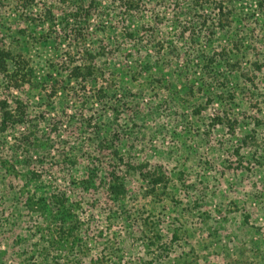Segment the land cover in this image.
Listing matches in <instances>:
<instances>
[{"label":"rangeland","instance_id":"374dc122","mask_svg":"<svg viewBox=\"0 0 264 264\" xmlns=\"http://www.w3.org/2000/svg\"><path fill=\"white\" fill-rule=\"evenodd\" d=\"M255 1L239 0L244 11L223 29L199 31L198 18L179 13L185 0H0V47L32 70L10 95L0 86L23 114L0 132V264H264V8ZM76 6L81 16L67 17ZM180 26L202 43L158 55L156 42H175ZM233 43L236 69L216 68L204 83L199 52ZM84 65L86 78L69 77ZM112 169L125 185L117 197L106 189ZM55 191L80 228L68 251L50 245L60 224L27 204Z\"/></svg>","mask_w":264,"mask_h":264},{"label":"trees","instance_id":"16d2710c","mask_svg":"<svg viewBox=\"0 0 264 264\" xmlns=\"http://www.w3.org/2000/svg\"><path fill=\"white\" fill-rule=\"evenodd\" d=\"M178 2L181 0H177ZM186 1V8H179V13L185 15L186 13L191 14V16L196 17L199 19V23L202 25L199 27V31H202L203 29H211L210 31H214V28H220L223 29L225 27L224 22L229 19V15L235 12L236 14L240 15V11H244L243 6L241 5V1L239 0H185ZM95 0H89L88 5L91 3H94ZM240 3V4H238ZM128 4L132 6L131 8L135 7L136 3L133 2V0H128ZM76 10L72 14H68L67 17H80L81 16V10H79V7L76 6ZM239 7V8H238ZM254 7H256L257 11L262 12L264 8V0H256L254 2ZM213 11V18L210 20L209 26H207L209 17L205 16L206 14ZM247 11V10H246ZM255 15V10H251ZM245 14H250L245 13ZM254 14L251 13L252 16ZM237 17V16H235ZM77 19V18H74ZM237 21V20H232ZM231 21V22H232ZM227 22V23H231ZM179 36L178 40L175 42L170 41L167 44H164V38H160L156 43L160 47V51L158 52V55L161 54V51H163V48H167L168 51H164L165 54H169V52H175L176 55L178 54V49L182 45L181 41L185 40L184 43H193L196 44L201 41V37L199 35H196L192 33V36L185 37L184 33L185 30L180 26L179 28ZM129 36H132V33H128ZM213 36H206L205 44L212 40ZM177 39V38H176ZM202 43V41H201ZM232 43V42H231ZM159 50V48H158ZM219 51L221 53L217 52H211L208 54H203L204 51L202 50L199 52L198 56V62L196 64L200 65L201 70V76H203V79H205L204 83L207 79H209V75L216 72V68L225 66L234 69L237 64L241 62V52L239 51L237 43L233 44H226L224 45ZM163 52V53H164ZM207 53V52H206ZM180 55V54H179ZM178 55V57H179ZM150 58V56H149ZM148 58V59H149ZM24 58H21V54H14L12 51L0 47V86L4 89L7 95H10L11 89L20 88L23 85L26 84L28 81L25 80L26 77H29L32 72L31 69L29 71H22L23 66L21 64L22 60ZM158 61V60H157ZM240 61V62H239ZM258 61V60H257ZM157 63V62H156ZM183 67L188 64V60L182 61ZM260 62H255L254 66L255 69H260L261 67L258 66ZM161 66V62L160 65ZM175 66L179 69V64L175 62ZM198 67V66H197ZM89 66L84 65V67L80 66H73L70 69L69 77L75 76L77 77L81 76L82 78H86L87 75H89ZM159 69V68H158ZM236 69V68H235ZM161 69L157 70L156 72H159ZM211 70V72H209ZM211 73V74H210ZM181 75V74H180ZM179 77V75H178ZM145 78V77H143ZM161 80V79H160ZM159 80H154L153 82H158ZM208 81V80H207ZM193 85V84H192ZM196 88L198 90H202V85L200 83L196 84ZM193 87H186V84L182 86L184 88L183 90L186 91L187 97L194 95ZM188 89V90H187ZM232 96V95H230ZM15 109L16 112L12 111L8 98L7 97H0V132L6 131L8 128H13L15 125L21 123L23 120V114L20 115L19 110L21 109V103L19 101H15ZM199 107L195 108L193 110V113H198ZM233 122V121H232ZM230 125V123H229ZM231 127L233 126L230 125ZM126 168L133 167L131 164H125ZM7 169V168H6ZM9 172V169H7ZM116 171L112 169L109 172L110 179H108L106 189L109 194H113L115 197H117L122 191L125 190V185L123 183V179L120 178V176L115 174ZM143 179L147 180V182H151L154 186L158 184L161 179L159 177L152 178V176L149 174L145 175L144 172L139 170L138 172ZM87 182L88 184H93L91 182V178L86 179L83 183ZM67 196L65 192L55 191L53 194H51L48 198L38 197L35 199L33 203H28V206L31 209H36L38 213L42 214L46 219H48L50 222L55 221L56 223L60 224V227H58L57 231H52L51 233V246L56 247L59 251H68L73 249L77 246L76 242V234L79 233L80 228L78 227L79 224L76 221L75 214H73V210L71 206H66ZM75 217V218H74ZM79 244V243H78Z\"/></svg>","mask_w":264,"mask_h":264}]
</instances>
